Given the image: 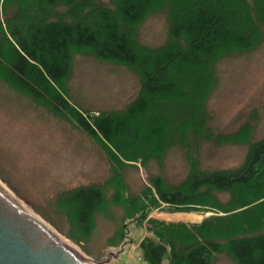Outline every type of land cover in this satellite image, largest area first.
<instances>
[{"label": "trees", "instance_id": "16d2710c", "mask_svg": "<svg viewBox=\"0 0 264 264\" xmlns=\"http://www.w3.org/2000/svg\"><path fill=\"white\" fill-rule=\"evenodd\" d=\"M238 1L234 9L235 0H109V4L104 0H0V79L50 114L79 126L98 143L119 149L122 156L126 145L138 148L136 158L125 157L129 161L160 158L179 142L191 156V135L199 143L211 138L206 130V98L215 81L217 61L252 51L264 39V5L261 10L258 0ZM179 2L191 8L187 15ZM161 8L168 11L167 41L160 48L142 46L137 30ZM229 8L245 33L235 34ZM80 53H92L140 74V95L125 113L90 114L74 108L68 82L73 58ZM187 76L197 86L201 76L204 88L190 95L192 85L177 83ZM159 118L161 123H157ZM147 125L150 135L145 137L139 128ZM183 127L190 130L178 141L174 132ZM247 128L234 141L248 136ZM150 141L153 145L146 154L143 148ZM104 149L115 174L106 182L110 185L122 163L111 149ZM150 184L130 200L122 189H116V204L128 199L126 206L120 205L126 216H140L136 220L143 222L153 210L162 208L170 213L214 215L201 223L149 219L150 236L139 243L146 264H213L222 253L236 264H264V138L251 145L245 162L236 169L209 171L192 164L180 184L170 185L162 177ZM104 185L66 191L57 198L56 206L68 208L75 219L79 237L88 239L93 231L94 216L105 202ZM222 195L229 199L223 201ZM109 242L119 247L123 234L116 233Z\"/></svg>", "mask_w": 264, "mask_h": 264}, {"label": "rangeland", "instance_id": "374dc122", "mask_svg": "<svg viewBox=\"0 0 264 264\" xmlns=\"http://www.w3.org/2000/svg\"><path fill=\"white\" fill-rule=\"evenodd\" d=\"M258 1L261 8L264 0ZM104 2L109 4V0ZM238 4L235 0L233 8ZM179 5L186 15L190 12L187 3L179 2ZM227 14L235 34L245 33L243 27L237 26L241 21H235V13L230 8ZM168 32V11L161 8L139 26L137 42L145 47L160 48L166 43ZM72 65L68 93L76 110L90 114L125 113L140 95L142 78L126 65L100 60L92 53L76 54ZM215 67V81L206 95V130L211 138L199 143L194 142L191 135L188 141L193 147L191 156L187 155L188 148L179 142V145L168 147L160 158L147 162H132L137 157L135 152L140 153L138 148L126 145L125 156H122L119 149L104 141L98 143L79 126L50 114L0 79V182L40 219L97 263L104 260L106 264H145L139 243L150 236L149 219L201 223L214 214L170 213L162 208L153 210L141 222L136 220L140 216H126L122 207L127 205L130 196H139L155 177H162L170 185L180 184L188 176L192 164L209 171L236 169L245 162L251 145L264 138V39L252 51L220 58ZM1 71L2 76L9 79L6 72ZM171 78L176 81L173 76ZM197 80L199 86L188 76L177 83L192 85L194 92L188 93L193 95L205 86L201 76ZM157 123H161L160 118ZM244 126H250L247 128L249 138L245 134L243 140L234 141ZM139 129L145 137L150 135L148 125ZM185 130L190 129L183 127L174 132L178 141ZM150 142L151 145L143 148L146 154L152 148L153 142ZM145 143L143 141V145ZM104 145L122 163L117 165L118 177L110 181V185L106 182L113 180L115 174ZM125 157L133 159L129 161ZM97 185H104L105 202L94 216L92 233L85 239L79 237L68 208L56 206L57 198L66 191ZM116 189H122L128 198L121 202L122 206L114 201ZM221 199L227 201L229 196L222 195ZM116 233L123 234L124 242L112 247L109 239ZM213 264L236 263L222 253L215 256Z\"/></svg>", "mask_w": 264, "mask_h": 264}, {"label": "water", "instance_id": "95a60500", "mask_svg": "<svg viewBox=\"0 0 264 264\" xmlns=\"http://www.w3.org/2000/svg\"><path fill=\"white\" fill-rule=\"evenodd\" d=\"M97 263L0 184V264Z\"/></svg>", "mask_w": 264, "mask_h": 264}, {"label": "bare ground", "instance_id": "6f19581e", "mask_svg": "<svg viewBox=\"0 0 264 264\" xmlns=\"http://www.w3.org/2000/svg\"><path fill=\"white\" fill-rule=\"evenodd\" d=\"M0 184L3 186V187H5L1 182H0ZM6 188V187H5ZM7 189V188H6ZM8 190V189H7ZM9 191V190H8ZM10 193H11V191H9ZM13 194V193H12ZM14 195V194H13ZM15 196V195H14ZM16 197V196H15ZM17 198V197H16ZM18 199V198H17ZM18 200H20V199H18ZM24 204V203H23ZM25 205V204H24ZM26 206V205H25ZM27 207V206H26ZM46 223V222H45ZM49 225V224H48Z\"/></svg>", "mask_w": 264, "mask_h": 264}, {"label": "built area", "instance_id": "2783aa9c", "mask_svg": "<svg viewBox=\"0 0 264 264\" xmlns=\"http://www.w3.org/2000/svg\"><path fill=\"white\" fill-rule=\"evenodd\" d=\"M163 264H166V263H163Z\"/></svg>", "mask_w": 264, "mask_h": 264}, {"label": "crops", "instance_id": "0c3cea01", "mask_svg": "<svg viewBox=\"0 0 264 264\" xmlns=\"http://www.w3.org/2000/svg\"><path fill=\"white\" fill-rule=\"evenodd\" d=\"M186 215V214H185Z\"/></svg>", "mask_w": 264, "mask_h": 264}]
</instances>
